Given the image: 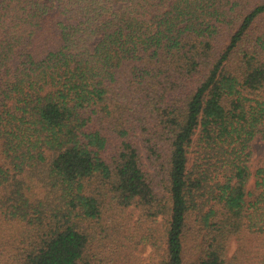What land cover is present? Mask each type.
<instances>
[{
	"label": "trees",
	"instance_id": "1",
	"mask_svg": "<svg viewBox=\"0 0 264 264\" xmlns=\"http://www.w3.org/2000/svg\"><path fill=\"white\" fill-rule=\"evenodd\" d=\"M256 136L264 0H0V264H264Z\"/></svg>",
	"mask_w": 264,
	"mask_h": 264
},
{
	"label": "rangeland",
	"instance_id": "2",
	"mask_svg": "<svg viewBox=\"0 0 264 264\" xmlns=\"http://www.w3.org/2000/svg\"><path fill=\"white\" fill-rule=\"evenodd\" d=\"M252 147L255 152V157H258L263 149H264V140H262L260 137L256 136L254 140L252 141ZM234 244L231 245L230 250H232ZM150 247H142L140 249V258L142 264H148L149 263V256H150Z\"/></svg>",
	"mask_w": 264,
	"mask_h": 264
}]
</instances>
